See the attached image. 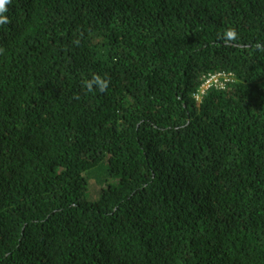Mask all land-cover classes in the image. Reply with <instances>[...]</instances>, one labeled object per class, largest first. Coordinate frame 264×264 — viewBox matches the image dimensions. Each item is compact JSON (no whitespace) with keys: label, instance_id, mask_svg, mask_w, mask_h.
I'll return each instance as SVG.
<instances>
[{"label":"trees","instance_id":"1","mask_svg":"<svg viewBox=\"0 0 264 264\" xmlns=\"http://www.w3.org/2000/svg\"><path fill=\"white\" fill-rule=\"evenodd\" d=\"M6 8L0 264H264V0Z\"/></svg>","mask_w":264,"mask_h":264},{"label":"clouds","instance_id":"2","mask_svg":"<svg viewBox=\"0 0 264 264\" xmlns=\"http://www.w3.org/2000/svg\"><path fill=\"white\" fill-rule=\"evenodd\" d=\"M9 3L10 0H0V25L10 22L8 18L3 15L7 11L6 5ZM218 38L223 39L224 42L228 44L238 39V33L235 28L228 27L222 34H218ZM74 43L78 46L79 41H74ZM253 47L257 51L264 52V45H261L260 43H256ZM2 52L3 49L0 48V53ZM209 81H211V83H209ZM234 81L235 74L227 70L205 72L199 78L197 86L191 94V99L193 100L194 104L202 105L211 91H226L228 90V85L234 83ZM109 82L110 80L107 78V74L102 77L99 74L93 73L90 79L86 78L83 80V87L89 93L93 92L94 90H98L99 92L103 93L107 91ZM205 85L208 86L205 87Z\"/></svg>","mask_w":264,"mask_h":264},{"label":"built area","instance_id":"3","mask_svg":"<svg viewBox=\"0 0 264 264\" xmlns=\"http://www.w3.org/2000/svg\"><path fill=\"white\" fill-rule=\"evenodd\" d=\"M209 83H211V81H209ZM208 85H205V87H207Z\"/></svg>","mask_w":264,"mask_h":264}]
</instances>
